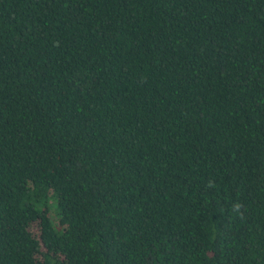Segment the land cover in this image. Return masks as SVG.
<instances>
[{"label": "trees", "instance_id": "1", "mask_svg": "<svg viewBox=\"0 0 264 264\" xmlns=\"http://www.w3.org/2000/svg\"><path fill=\"white\" fill-rule=\"evenodd\" d=\"M0 264H264V0H0Z\"/></svg>", "mask_w": 264, "mask_h": 264}, {"label": "rangeland", "instance_id": "2", "mask_svg": "<svg viewBox=\"0 0 264 264\" xmlns=\"http://www.w3.org/2000/svg\"><path fill=\"white\" fill-rule=\"evenodd\" d=\"M33 227H34V228H33V229H34V231H36V230H37V228H36L35 226H33Z\"/></svg>", "mask_w": 264, "mask_h": 264}]
</instances>
